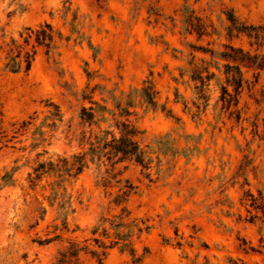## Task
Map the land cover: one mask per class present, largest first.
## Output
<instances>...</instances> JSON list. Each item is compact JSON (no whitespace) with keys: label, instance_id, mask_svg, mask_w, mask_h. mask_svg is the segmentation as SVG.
Returning <instances> with one entry per match:
<instances>
[{"label":"rangeland","instance_id":"obj_1","mask_svg":"<svg viewBox=\"0 0 264 264\" xmlns=\"http://www.w3.org/2000/svg\"><path fill=\"white\" fill-rule=\"evenodd\" d=\"M185 7L207 36L185 32ZM227 17L264 28V0H0V46L43 24L69 38L53 59L39 50L28 74H8L3 57L0 62V178H13L12 187L0 190V264H54L69 242L89 251L96 250L94 240L113 242L110 224L120 214L112 204L116 190L97 187L94 167L68 189L74 209L69 232L49 245L39 244L54 237L56 215L49 211L31 229L32 200L22 189L38 156L41 161L80 151L89 132L80 120L81 109L90 107L83 96L99 88L93 101L103 106L110 95L140 92L147 81L158 106L171 114L139 106L133 111L130 120L143 146L156 151L149 179L133 164L120 168L135 189L129 222L142 233L131 235L134 259L117 245L103 264H264V71L240 67L238 105L226 111L219 101L220 88L232 95L226 63L201 53L231 47L264 57V43L255 51L253 41L229 32ZM193 58L213 75L203 101L185 74ZM54 106L61 123L52 127ZM234 111L239 120L230 115ZM246 194L261 199L262 214L249 208ZM78 264L98 263L80 253Z\"/></svg>","mask_w":264,"mask_h":264},{"label":"trees","instance_id":"obj_2","mask_svg":"<svg viewBox=\"0 0 264 264\" xmlns=\"http://www.w3.org/2000/svg\"><path fill=\"white\" fill-rule=\"evenodd\" d=\"M185 32L189 35L195 34L197 38L206 35V27L200 20L194 17L186 7L181 12ZM229 23V32H234L236 36H244L246 39L253 41L256 50L262 47L264 43V28L246 27L239 24L233 18L227 17ZM69 38H64L61 33L54 30L49 24H43L35 29L27 28L19 34V40L10 38L7 43L0 46V62L3 57V71L11 74H28L35 61L39 50H43L45 56L54 58L57 55L59 46L62 43H68ZM224 52L214 54L212 52H201L208 54L211 59H217L226 63L224 68V78L227 87H231L232 95L227 93L225 88H220L221 96L219 101L225 105V110L230 107L236 109L238 105V96L240 94L242 77L240 67L254 71H264V57L259 55L250 56L248 53H242L240 50L231 47H223ZM200 65L189 64L190 70L185 72L189 75L190 81L194 83V91L197 101H203L205 89L213 75L208 74V65L200 62ZM204 75V76H203ZM181 77H184L182 74ZM197 85V86H196ZM99 88L92 89L90 97L83 96L82 101H87L89 108H82L80 120L88 126L89 132L83 134L80 141V151L72 155L52 156L44 160H39L42 156L37 157L35 166L31 169L26 179V187L22 189L26 192V197L31 198L28 204L30 214L35 215V223L31 229L39 226L44 222L48 212L55 213L58 225L54 227L52 239H46L39 245H49L53 242L62 240V237L69 232L68 218L74 214L73 198L69 193L79 177L90 167L97 170V187L107 190H116L112 204L120 209L119 216L114 218L111 228L116 231L113 242L107 246L98 240H94L96 250L89 251L88 247L80 248L78 244L69 242L68 247L58 254L54 264H78L80 253L89 254L98 264H103L107 251L119 245L121 250L129 251L134 259V251L131 249L130 239L132 232L137 230L140 234L142 229L134 222H129L130 213L127 210V204L131 195L134 194V187L122 179L120 168L126 164H133L141 168L146 173V178H150V172L154 163L153 156L156 151L150 146H143L141 133L131 122V117H135L133 112L137 106L140 108L156 111L158 108L166 116L171 112L166 110L165 106H158V93L155 90L153 82L147 81L143 84L140 92H134L114 98L110 95L108 100H102L103 106L93 101V96ZM138 99V103L135 102ZM110 105V109L107 108ZM54 112L50 118L55 123H61L60 111L53 107ZM235 119L239 120V112L234 111ZM102 126H105L104 128ZM46 155V154H44ZM158 159L156 158V161ZM158 160L156 168L160 167ZM123 170L126 169L124 166ZM12 174H5L0 178V190L12 187ZM30 194H33L31 197ZM40 197V201L37 197ZM249 208L254 213L262 214V203L260 198H253L246 194ZM44 205H46L44 207ZM255 217L250 218V222ZM147 230V229H146ZM120 231H126L120 232ZM106 231H104V234ZM95 234V232H94ZM105 239L110 238L106 235ZM139 260H134V263ZM226 264H243L238 260L227 259Z\"/></svg>","mask_w":264,"mask_h":264}]
</instances>
